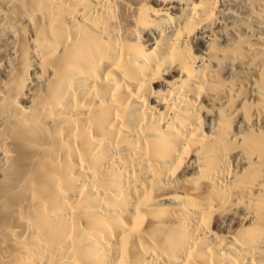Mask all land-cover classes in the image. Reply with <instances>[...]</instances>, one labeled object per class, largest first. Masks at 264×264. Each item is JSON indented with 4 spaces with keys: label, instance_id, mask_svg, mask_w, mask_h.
I'll use <instances>...</instances> for the list:
<instances>
[{
    "label": "bare ground",
    "instance_id": "obj_1",
    "mask_svg": "<svg viewBox=\"0 0 264 264\" xmlns=\"http://www.w3.org/2000/svg\"><path fill=\"white\" fill-rule=\"evenodd\" d=\"M0 264H264V0H0Z\"/></svg>",
    "mask_w": 264,
    "mask_h": 264
}]
</instances>
